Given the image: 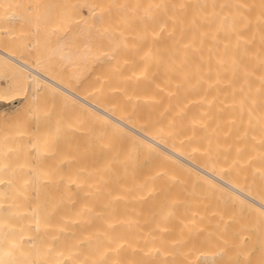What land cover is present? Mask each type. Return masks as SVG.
Here are the masks:
<instances>
[{
    "label": "bare ground",
    "instance_id": "1",
    "mask_svg": "<svg viewBox=\"0 0 264 264\" xmlns=\"http://www.w3.org/2000/svg\"><path fill=\"white\" fill-rule=\"evenodd\" d=\"M234 96L264 111V0H0V264H264Z\"/></svg>",
    "mask_w": 264,
    "mask_h": 264
},
{
    "label": "rangeland",
    "instance_id": "2",
    "mask_svg": "<svg viewBox=\"0 0 264 264\" xmlns=\"http://www.w3.org/2000/svg\"><path fill=\"white\" fill-rule=\"evenodd\" d=\"M235 97H236L237 100H234ZM237 97H239V96H234V97H232V98H234L233 100L236 101V102H234V103H237V104H235L236 106L233 105V102H232V101H231L232 103H230V104H232V105L234 106V107H233L234 110H235V111L237 110V112H238V111H239V110H238V107H239V108H243V107L245 106L244 108H246V110H245V109H241V111L243 110V114H244V110L246 111V113L249 112V111L252 109V108H251V107H252V106H251L252 104H250V103H248V102H250L251 100L254 101L255 99L253 100L251 97H249L250 100H249V101L247 100V101L245 102L244 100H246V99H245L246 97H245V98H244V97H243V98H241V97L237 98ZM240 99H242V100L244 99L243 102L246 104V105H245V104L242 102L243 107H242V104L239 103V102H241ZM231 100H232V99H231ZM239 100H240V101H239ZM14 103H16V102H14ZM238 103H239L241 106H239ZM251 103H253V102H251ZM256 103H258L259 105L261 104L260 102H256ZM256 103H253V104L256 105ZM237 105H238V107H237ZM228 107H229V106H228ZM249 107H250V109H249ZM260 107H261V105H260ZM260 107H257L258 109H254V110L252 109L253 112H252V110L249 112L250 114L253 113L252 116H251L253 120H251V119L249 118V116H250L249 113H248L249 116L245 113V116L247 115V116H246V119L251 120V124H249L248 121H247L245 118H243V117H245V116H243V115H242L241 117H242V119H245L246 121H245V120L241 121V119H240L241 117H240V118H235V117H237V115L240 114V112H239L238 114H236L237 112H234V113H235V116H234V117L232 116L233 118H232V117H231V118L234 120L233 122L236 123L235 126L238 125V127H237V126H236V127L241 129V127L244 126L243 124H244L245 122H247V123L250 125V128H247V127H246V129H247V130L249 129V131H250V129L253 130V128H255V127L251 128L252 126H254V124H252V122L256 123L257 121L255 122V120L258 119V118H259L260 116H262V115H263V118H264V113H263L264 111H261V108H260ZM236 108H237V109H236ZM253 108H255V107H253ZM259 108H260V109H259ZM225 109L228 111L229 108H228V109L225 108ZM223 110H224V109H223ZM231 111H232V110H231ZM255 111H257V113H256ZM228 112H229V114L231 115L232 112H231V113H230V111H228ZM228 112H227V113H228ZM251 112H252V113H251ZM227 113H225V110H224L221 114H223V117L225 118V117H228V116H229V114H228V116H224V114H227ZM234 113H232V114H234ZM254 113H255L256 115H255ZM259 113H260V114H259ZM221 114H220V117H222ZM241 114H242V113H241ZM257 114H259V115L257 116ZM253 117H257V118L255 119V118H253ZM231 118H230V120H231ZM238 119H240L241 122H239ZM236 120H238V121H236ZM222 121H223V120H222ZM222 121H221V122H222ZM224 121H225V120H224ZM226 121H227V120H226ZM243 122H244V123H243ZM228 123H229V122H228ZM241 123H242V124H241ZM225 124H227V123H224V124L221 123L220 126H221V125H225ZM239 124H241L242 126H240ZM248 124H247V125H248ZM257 124H258V123H257ZM228 125H229V124H228ZM247 125H246V126H247ZM249 125H248V126H249ZM220 126H219V128L223 127V126H221V127H220ZM230 126H231L232 128H233V126H234V125L232 126V121H231V125H230ZM244 127H245V126H244ZM244 127H243V128H244ZM221 129H222V128H221ZM234 129H235V136H236V139H235V140H237L238 138L240 139V137H239V136H241V135H240V132H241V130H242V131H244V130L241 129V130L239 131V129L236 130L235 127H234ZM234 129H233V130H234ZM244 129H245V128H244ZM256 129H258V128H256ZM236 131H237V132L239 131V135H237ZM254 131H255V130H254ZM259 131H260V130H258V131H256V132H259ZM233 132H234V131H233ZM233 132H232V134L234 135ZM250 132H252V131H250ZM255 134H256V133H255ZM255 134H252V135L255 136ZM231 137L234 138L232 135H231ZM219 139L221 140V138H219ZM239 139H238V140H239ZM238 140H237V141H238ZM52 158H54V157H52ZM54 159L57 160V158H54ZM54 159H53V160H54ZM43 160H44V159H43ZM60 160H61V159H59V165H61L62 168H66V167H65V166H67V165H66V162H63V160H62V161H60ZM44 161H45V160H44ZM51 161H52V160H51ZM54 162H55V161H54ZM61 162H62V164H64V166L61 164ZM56 163L58 164V161H57ZM56 163H55V164H56ZM57 164H56V165H57ZM225 172L227 173V171H225ZM225 172H224V173H225ZM231 172H232V171H231ZM249 172H250V171H249ZM226 173H225V174H226ZM228 173H230V172H228ZM228 173H227V174H228ZM255 173H256V172H255ZM225 174H224V175H225ZM233 174H234V173H233ZM247 174H248V173L246 172V176L244 175L246 178H248V177H247ZM250 174H252V175H250ZM250 174H248V175H249V178H250V181H251V179L253 178L252 176H257V175H258V174H257V175H253V174H254L253 172H251ZM228 175L232 176V174H228ZM241 175L243 176V174H241ZM241 175L239 174L240 177H241ZM225 176H227V175H225ZM258 176H259V175H258ZM237 177H238V176H237ZM245 177H243L242 179L244 180ZM259 177H260V176H259ZM226 178L232 180L231 178H229V176L226 177ZM234 178H236V177H234ZM249 178H248V180L245 179L244 181H249ZM255 178H257V177H254L253 179H255ZM237 179H238V178H237ZM242 179H241V180H242ZM241 180L239 179V181H241ZM255 180H256V179H255ZM259 180H261V179L259 178ZM253 182H254V180H253ZM253 182L251 181L250 184L252 185ZM245 183H246V182H245ZM248 183H249V182H248ZM242 184H244V183H242ZM246 185H247V183H246ZM261 189H262V187H261ZM263 189H264V188H263ZM259 191H260V190H259ZM261 191H263V190H261ZM263 192H264V191H263ZM235 213H238V214H239V217H242V216L245 214V212L242 211V210H238V211L235 212ZM235 213H234V214L232 213V215H228V216H227V217H228V220H230L231 218H232V219H231L230 221H228V220L225 221V222H224V223H226L225 226H227V227H230V226H231L230 228H233V227H234L233 225H234L235 223L239 222L240 218L237 216L238 214L235 215ZM242 213H243V214H242ZM233 215L237 216L238 218L235 217V216H233ZM229 216H230V217H229ZM226 219H227V218H226ZM236 219H237V221H236ZM234 220H235V221H234ZM233 221H234V223H233ZM232 223H233V224H232ZM229 224H230V226H229ZM257 228H258L259 230H258V229L256 230V231H257V233H256V235H255L256 238H258V237H260V236L262 235V236H261L262 238L260 237V239H263V237H264V235H263L264 231H262L260 227H257ZM259 231H260V232H259ZM258 233H259V236H258ZM257 236H258V237H257ZM256 240H258V239H256ZM262 241H263V240H262ZM258 242H259V245H260V243H261L260 240H258V241L255 242V245H254V248H255V249L253 248V250H255V251L252 250V251H253V252H252L253 254H255L256 252L259 251V247H260V246L258 245ZM254 252H255V253H254ZM240 257H241V256L239 255L238 257L233 258L234 261H232V257H228L227 259H228V260H231V263L233 262V264H239V261H241V259H242V257H241V259H240ZM239 259H240V260H239ZM228 262H230V261H228ZM242 262H243V261H242ZM242 262H240V263H242ZM244 263H245V264H249L250 262H249V263H248V262H243V264H244ZM224 264H230V263H227V260H226V262H225Z\"/></svg>",
    "mask_w": 264,
    "mask_h": 264
}]
</instances>
